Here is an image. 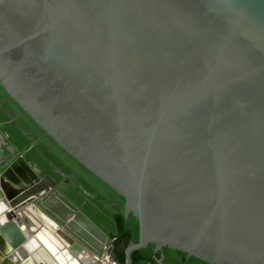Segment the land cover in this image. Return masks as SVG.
<instances>
[{
  "label": "water",
  "instance_id": "water-1",
  "mask_svg": "<svg viewBox=\"0 0 264 264\" xmlns=\"http://www.w3.org/2000/svg\"><path fill=\"white\" fill-rule=\"evenodd\" d=\"M0 85L124 197L126 264L149 243L264 264V0H0ZM41 232L77 264L112 242L1 156L0 264H61Z\"/></svg>",
  "mask_w": 264,
  "mask_h": 264
},
{
  "label": "trees",
  "instance_id": "trees-1",
  "mask_svg": "<svg viewBox=\"0 0 264 264\" xmlns=\"http://www.w3.org/2000/svg\"><path fill=\"white\" fill-rule=\"evenodd\" d=\"M0 133L4 136L5 155L10 159L22 155L36 165L41 175H50L60 192L74 203L111 239L110 258L126 264L125 250L138 240V220L132 213L125 216L124 197L102 181L76 158L63 149L51 136L13 100L0 85ZM7 146H12L10 153ZM59 169L62 173L56 171ZM155 244L131 252V264H211L182 250Z\"/></svg>",
  "mask_w": 264,
  "mask_h": 264
},
{
  "label": "bare ground",
  "instance_id": "bare-ground-1",
  "mask_svg": "<svg viewBox=\"0 0 264 264\" xmlns=\"http://www.w3.org/2000/svg\"><path fill=\"white\" fill-rule=\"evenodd\" d=\"M24 220L27 221L25 218H24ZM38 236L46 244V246L55 254L56 258L59 261H60V257L70 258V256L67 253H64V254L63 253H56L55 244H54L51 236L47 235L44 232L39 233Z\"/></svg>",
  "mask_w": 264,
  "mask_h": 264
},
{
  "label": "built area",
  "instance_id": "built-area-1",
  "mask_svg": "<svg viewBox=\"0 0 264 264\" xmlns=\"http://www.w3.org/2000/svg\"><path fill=\"white\" fill-rule=\"evenodd\" d=\"M109 249L110 247L107 249V253L104 254L102 257H94L96 264H118V262L110 258Z\"/></svg>",
  "mask_w": 264,
  "mask_h": 264
},
{
  "label": "crops",
  "instance_id": "crops-1",
  "mask_svg": "<svg viewBox=\"0 0 264 264\" xmlns=\"http://www.w3.org/2000/svg\"><path fill=\"white\" fill-rule=\"evenodd\" d=\"M2 140H5L4 136L2 138L0 137V148L2 149V150H0V157L5 155L4 149L2 148V146H3L2 145ZM60 261H61L62 264H77L75 260H72V259L66 258V257H60Z\"/></svg>",
  "mask_w": 264,
  "mask_h": 264
},
{
  "label": "rangeland",
  "instance_id": "rangeland-1",
  "mask_svg": "<svg viewBox=\"0 0 264 264\" xmlns=\"http://www.w3.org/2000/svg\"><path fill=\"white\" fill-rule=\"evenodd\" d=\"M4 146V145H3ZM3 146H2V148H3Z\"/></svg>",
  "mask_w": 264,
  "mask_h": 264
}]
</instances>
